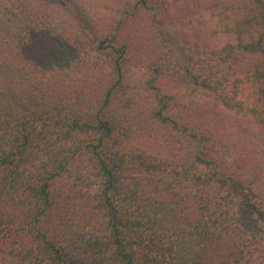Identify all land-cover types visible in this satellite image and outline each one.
<instances>
[{"label":"trees","instance_id":"obj_1","mask_svg":"<svg viewBox=\"0 0 264 264\" xmlns=\"http://www.w3.org/2000/svg\"><path fill=\"white\" fill-rule=\"evenodd\" d=\"M0 264H264V0H0Z\"/></svg>","mask_w":264,"mask_h":264}]
</instances>
